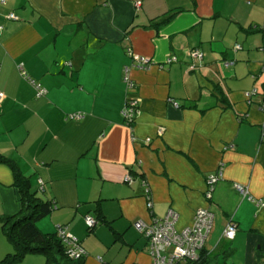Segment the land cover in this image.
Wrapping results in <instances>:
<instances>
[{"label": "crops", "instance_id": "crops-1", "mask_svg": "<svg viewBox=\"0 0 264 264\" xmlns=\"http://www.w3.org/2000/svg\"><path fill=\"white\" fill-rule=\"evenodd\" d=\"M263 44L264 0H0V155L53 203L38 229L66 226L83 264H150L135 221L171 210L179 231L207 208L199 264H264ZM127 65L139 106L129 124ZM20 207L14 169L0 162V216ZM12 252L0 225V264H45L40 253L4 261Z\"/></svg>", "mask_w": 264, "mask_h": 264}, {"label": "built area", "instance_id": "built-area-1", "mask_svg": "<svg viewBox=\"0 0 264 264\" xmlns=\"http://www.w3.org/2000/svg\"><path fill=\"white\" fill-rule=\"evenodd\" d=\"M136 5L139 2L135 3ZM9 18H15L13 14L8 15ZM235 48H239L240 45L236 44ZM264 50V44H263ZM126 54L133 59L135 66L144 68L148 65V59L132 52V49L128 47ZM198 51H193V56H198ZM171 61V59H170ZM130 66L123 68V81L126 85L127 96L125 105L122 109V117L126 123H133L135 117L139 113L138 99L135 95L131 94L134 89V82L129 75ZM261 70L264 72V62L261 66ZM36 96L43 95L46 90L36 83ZM255 90L246 93V97L249 99ZM2 95L0 94V99ZM261 108L264 109V103ZM78 118L79 115H73ZM222 177V168H219L216 174H213L207 178V189L205 191L206 199H211L214 184L218 179ZM126 181H130L129 176H125ZM235 189L246 196L247 189L240 185L235 184ZM145 197L147 199L146 205L148 209L151 208V201L149 200L148 189H145ZM250 199V198H249ZM260 206L264 207V201L259 200L257 202ZM176 220V214L173 211H168L167 215L163 218H154L150 223L142 221H135L133 227L137 232L142 234L147 240V250L149 252L151 262L150 264H198L200 261V251L203 248L208 234L212 228L213 213L207 208H199L194 212L193 222L190 226L184 227L181 230H176L174 223ZM85 224L88 228H92L96 224V219L90 215L84 217ZM237 230V226L233 220H230L225 225L222 236L226 239H233ZM56 234L60 237L66 246V253L71 259H79L85 256V250L81 246L80 242L73 236L66 233V226H58ZM101 260V259H100Z\"/></svg>", "mask_w": 264, "mask_h": 264}, {"label": "trees", "instance_id": "trees-1", "mask_svg": "<svg viewBox=\"0 0 264 264\" xmlns=\"http://www.w3.org/2000/svg\"><path fill=\"white\" fill-rule=\"evenodd\" d=\"M0 162L14 169V185L18 188L21 202L18 213L0 216L2 230L13 247V252L4 261L20 260L26 254L40 253L45 257V264H83L84 256L79 259L68 257L66 246L56 233H43L36 226V221L52 210L53 203L30 191L27 178L16 171L10 158L0 155Z\"/></svg>", "mask_w": 264, "mask_h": 264}, {"label": "rangeland", "instance_id": "rangeland-1", "mask_svg": "<svg viewBox=\"0 0 264 264\" xmlns=\"http://www.w3.org/2000/svg\"><path fill=\"white\" fill-rule=\"evenodd\" d=\"M94 218V217H93ZM135 229V228H134Z\"/></svg>", "mask_w": 264, "mask_h": 264}]
</instances>
